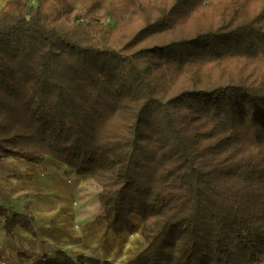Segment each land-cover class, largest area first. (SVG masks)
Returning <instances> with one entry per match:
<instances>
[{"label":"trees","instance_id":"1","mask_svg":"<svg viewBox=\"0 0 264 264\" xmlns=\"http://www.w3.org/2000/svg\"><path fill=\"white\" fill-rule=\"evenodd\" d=\"M9 157L89 178L106 234L143 239L125 264H264V0L6 1ZM0 224L35 235L2 204Z\"/></svg>","mask_w":264,"mask_h":264},{"label":"crops","instance_id":"2","mask_svg":"<svg viewBox=\"0 0 264 264\" xmlns=\"http://www.w3.org/2000/svg\"><path fill=\"white\" fill-rule=\"evenodd\" d=\"M6 1L0 0V10ZM23 168H29L30 174ZM89 182V178L77 177L73 170L49 158L41 164L12 157L3 159L0 204L31 214L35 235L20 227L8 235L0 224V264H32L43 257H54L59 251L71 257H100L115 264H125L134 258L144 243L141 242L142 248L137 253L120 263L129 254L128 234L124 237L106 234L104 221L99 219L101 211L91 216L93 209L81 191ZM42 192L50 194L46 198L38 194L27 196Z\"/></svg>","mask_w":264,"mask_h":264},{"label":"rangeland","instance_id":"3","mask_svg":"<svg viewBox=\"0 0 264 264\" xmlns=\"http://www.w3.org/2000/svg\"><path fill=\"white\" fill-rule=\"evenodd\" d=\"M75 6L77 7V4H75ZM81 191H84L82 196L85 197L84 198L85 201H87L88 205L91 207V209H93V212H92V215H91L93 217L94 215H96L102 209L99 206L98 201H97V194H98L99 190L94 184H92V182H89V183L86 184V186L83 189H81ZM31 194H29L27 196H32L33 197V196H36V194H38L39 196H41L43 198H46V197L49 196L48 194H50V193L42 192V193H31ZM26 198H29V197H26ZM131 221L133 222V224H134V226L136 227L137 230L141 229L142 224H141L140 220L137 217L132 216L131 217ZM122 235H124V234H122ZM122 237H124V236H122ZM126 240H127V243H128V241L130 242L129 245H128V248H127V253H129V254L126 255L125 257L121 258L120 263L124 259H127V257L129 255H133V254L137 253L140 250V248H142L141 242L144 243L142 237L139 236L138 233H135L133 235H128ZM125 246H127V245H125ZM133 246H135V247L133 248ZM97 258H100V257H97ZM117 264H119V263H117Z\"/></svg>","mask_w":264,"mask_h":264},{"label":"bare ground","instance_id":"4","mask_svg":"<svg viewBox=\"0 0 264 264\" xmlns=\"http://www.w3.org/2000/svg\"><path fill=\"white\" fill-rule=\"evenodd\" d=\"M22 171H24V172L30 174V169H29V168H23ZM134 247H135V246H133V248H134Z\"/></svg>","mask_w":264,"mask_h":264}]
</instances>
